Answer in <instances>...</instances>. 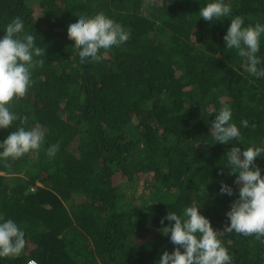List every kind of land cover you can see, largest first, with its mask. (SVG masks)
Masks as SVG:
<instances>
[{"label": "trees", "instance_id": "16d2710c", "mask_svg": "<svg viewBox=\"0 0 264 264\" xmlns=\"http://www.w3.org/2000/svg\"><path fill=\"white\" fill-rule=\"evenodd\" d=\"M209 2L0 0V38L19 17L45 48L34 56L44 63L32 70L27 93L8 105L27 123L0 128V142L19 127L39 124L45 134L38 155L0 157V217L13 220L26 242L0 264H159L174 248L161 231L174 221L161 219L193 205L231 264H264V237L223 232L239 189L226 152L264 148V77L248 73L223 37L235 16L245 27L264 25V0H223L231 14L211 22L199 16ZM101 12L130 38L100 49L99 62L81 63L67 27ZM256 55L264 69V33ZM224 105L241 134L227 144L212 135ZM255 164L264 176V155ZM221 182L231 196L220 193Z\"/></svg>", "mask_w": 264, "mask_h": 264}, {"label": "clouds", "instance_id": "9594fccd", "mask_svg": "<svg viewBox=\"0 0 264 264\" xmlns=\"http://www.w3.org/2000/svg\"><path fill=\"white\" fill-rule=\"evenodd\" d=\"M230 14L231 7L223 0H213L199 10V16L210 22ZM243 25L244 19L240 16L230 20L223 37L225 49H236L237 54L246 59L245 70L257 78L264 77V69L257 67L260 59L256 55L264 25ZM21 33H24V23L16 17L7 24L0 38V128H8L17 119L22 125L27 123L26 116L19 117L12 113L8 105L14 98L25 96L32 83V70L42 67L44 63L42 59L34 60V56H44L45 48L35 46L32 34L19 35ZM67 36L79 49L81 63H85L99 62L100 49L121 45L130 38V33L101 12L94 16L80 14L76 22L68 25ZM231 120V109L227 105L222 106L212 121V135L216 142L227 144L240 140V131ZM241 126L247 127L248 121L242 120ZM44 136L39 124L30 130L19 127L0 142V157L16 159L29 151H35L38 155ZM58 149L59 142L49 146L46 154L54 157ZM262 153L264 148L249 146L242 150L235 145L226 152L227 174H237L234 183L239 185V189L238 198L231 202L226 212L230 223L224 226L225 233L235 231L245 236L255 235L257 239L264 237V176L255 164L256 157L264 155ZM220 193L231 196L233 189L221 182ZM165 219L174 221L161 230L163 234H170L174 248L172 252L165 250L161 254L159 264H231L232 258L217 238V231L212 228L209 219L198 211V206L185 207L182 215L168 211L161 219L162 225ZM0 221V257L19 256L26 243L24 231L11 219L0 217ZM30 264H35V261Z\"/></svg>", "mask_w": 264, "mask_h": 264}, {"label": "built area", "instance_id": "2783aa9c", "mask_svg": "<svg viewBox=\"0 0 264 264\" xmlns=\"http://www.w3.org/2000/svg\"><path fill=\"white\" fill-rule=\"evenodd\" d=\"M31 261H35V264H39L36 260H34V259H29L27 262H26V264H30V262Z\"/></svg>", "mask_w": 264, "mask_h": 264}, {"label": "rangeland", "instance_id": "374dc122", "mask_svg": "<svg viewBox=\"0 0 264 264\" xmlns=\"http://www.w3.org/2000/svg\"><path fill=\"white\" fill-rule=\"evenodd\" d=\"M144 4H146V1H145V3ZM146 6V5H145ZM33 187H31V189H32Z\"/></svg>", "mask_w": 264, "mask_h": 264}]
</instances>
